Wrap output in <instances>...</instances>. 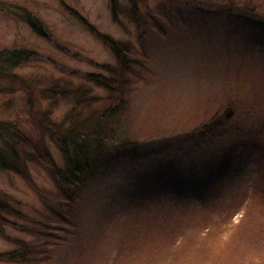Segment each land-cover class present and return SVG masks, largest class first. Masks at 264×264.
I'll return each mask as SVG.
<instances>
[{"label":"rangeland","instance_id":"374dc122","mask_svg":"<svg viewBox=\"0 0 264 264\" xmlns=\"http://www.w3.org/2000/svg\"><path fill=\"white\" fill-rule=\"evenodd\" d=\"M10 52L0 130L35 153L0 170V264H264V0H0ZM77 100L135 148L62 191L43 117Z\"/></svg>","mask_w":264,"mask_h":264},{"label":"trees","instance_id":"16d2710c","mask_svg":"<svg viewBox=\"0 0 264 264\" xmlns=\"http://www.w3.org/2000/svg\"><path fill=\"white\" fill-rule=\"evenodd\" d=\"M35 33L44 36L43 32L32 27ZM99 37L116 53V56L121 62L125 59L121 56V48L117 43L108 40L99 35ZM8 54H10L7 58ZM0 60L12 66H19L21 57L15 52L0 54ZM18 55V56H17ZM20 56V57H19ZM107 67V66H106ZM8 70H6L7 72ZM103 76V77H101ZM99 78L107 80L104 75H90V79L97 82L99 86L111 89L108 82L100 81ZM53 92V91H52ZM54 93V92H53ZM63 94V93H62ZM78 101V100H77ZM76 101V102H77ZM75 102L74 106L68 111L63 119L54 120L47 116L44 118V126L49 137L57 140L58 150L63 157V166L54 165L52 171V179L55 186L60 190H68L72 185L75 189L85 184L92 179L97 173L109 168L113 162L118 161L122 157H126L134 150L135 142L120 133V128H116V124H107L103 120L105 117L112 115L115 107L107 106L101 113L100 118L90 128L89 125L78 124L77 115L80 113V108L77 110L78 104L81 101ZM84 102V101H82ZM117 108V107H116ZM222 119L219 117L211 118L207 123L200 125L197 131L201 134L210 132L213 128L221 125ZM4 128L8 126H3ZM3 129V128H2ZM0 130V170L11 171L12 173L20 172V162H29L33 157V148L27 143V138L21 134L18 127L14 125L11 129ZM19 131V132H17ZM203 133H201V132ZM32 150V151H31ZM20 161V162H19ZM0 201V208H1ZM1 215V213H0ZM9 259L13 258L12 253H4ZM4 254H0L2 257Z\"/></svg>","mask_w":264,"mask_h":264}]
</instances>
